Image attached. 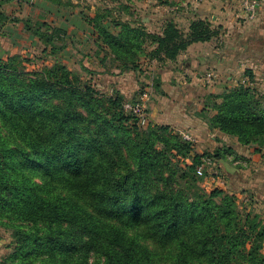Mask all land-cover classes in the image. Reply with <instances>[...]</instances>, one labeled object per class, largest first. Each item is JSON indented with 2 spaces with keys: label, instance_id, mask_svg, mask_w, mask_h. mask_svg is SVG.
Masks as SVG:
<instances>
[{
  "label": "trees",
  "instance_id": "obj_1",
  "mask_svg": "<svg viewBox=\"0 0 264 264\" xmlns=\"http://www.w3.org/2000/svg\"><path fill=\"white\" fill-rule=\"evenodd\" d=\"M108 11L81 14L106 73V64L140 72L143 57L173 63L220 34L208 20L183 32L166 19L151 31L126 4L115 17ZM10 22L53 57L67 47L66 31L45 20L0 10V29ZM25 60L0 59V228L12 245L0 264H264L260 214L242 211L228 190L199 185L203 159L232 156L230 147L193 153L169 126L140 128L122 95L100 93L56 61L28 72ZM246 76L249 84L207 95L197 114L210 130L264 154V95Z\"/></svg>",
  "mask_w": 264,
  "mask_h": 264
},
{
  "label": "crops",
  "instance_id": "obj_2",
  "mask_svg": "<svg viewBox=\"0 0 264 264\" xmlns=\"http://www.w3.org/2000/svg\"><path fill=\"white\" fill-rule=\"evenodd\" d=\"M257 2L252 18L243 8V0L145 2L142 8H148L146 12L154 17H141L149 30H159L166 19H172L183 32L196 19L208 20L213 28L220 29L218 37L191 44L174 63L162 66L159 72L162 88L166 90L168 84L171 92L162 96L160 104H149V122L169 126L179 136L189 134L202 147L216 136L223 142L230 138L218 130H210L197 113L207 95L232 86L247 71L253 77L252 83L264 95V0ZM136 10L140 9H133ZM134 14L138 17L137 12ZM176 92L183 99L179 101ZM229 142L233 155L227 156L228 164L224 165L227 180L223 183L227 189H223L241 197L246 211L260 214L264 221V154L238 144L234 138Z\"/></svg>",
  "mask_w": 264,
  "mask_h": 264
},
{
  "label": "rangeland",
  "instance_id": "obj_3",
  "mask_svg": "<svg viewBox=\"0 0 264 264\" xmlns=\"http://www.w3.org/2000/svg\"><path fill=\"white\" fill-rule=\"evenodd\" d=\"M62 1L64 2L65 0ZM145 2L147 0H82L79 2L73 1V6L57 7L56 4L48 0H0V10L12 18L45 20L53 27L62 28L67 33L64 37L67 47L53 57L48 50H44V45L37 38L27 30H24L22 23H6L0 29V59H6L14 54L19 55L22 59H26L23 64L28 72L40 71L44 66H50L55 61L61 63L100 93L107 96L122 95L123 103L138 105L142 115L145 117L143 119L144 123L139 125V127L144 129L148 125L153 124L149 122L148 118L151 110L149 104L155 102L160 104L163 100L162 96L171 92L169 91L171 87L168 84L166 85V90L162 88L159 72L163 70V67L155 61H149L143 57L140 60V72L127 71L120 73L118 69L116 70L109 64H106V69H110V73L104 72L105 69L99 62V57L103 54L98 56L96 34L82 20L81 14L92 16L96 11L109 10L111 17H115L122 5L126 4L132 10L134 8L140 9L134 12H137L138 17L141 18L149 15L146 12L148 8H142L145 6ZM121 13L124 12L121 11ZM149 16L154 18L153 15ZM126 19L127 17L123 16V20ZM148 49L150 48L148 47ZM169 78H167V82ZM157 80L159 81L158 92L154 89V81ZM239 82L249 84V77H239L233 85ZM208 84L210 85V82ZM253 85L251 84V86ZM159 91L162 93L160 94ZM176 94L179 101L183 99L180 93L176 92ZM123 110L125 111L124 106ZM125 112L128 113L127 111ZM213 138L212 141H206V145L203 147L201 146L202 143H199V145H196V142L193 145L190 144L193 147V153L202 154L207 152L215 154L216 150L219 149L222 152L223 147L231 145V142H229L230 138L225 142L218 136ZM227 164L228 160L225 156L223 159L218 160L203 159L202 165L197 168V170H201V174L196 173L197 176L202 177L199 182L200 187L206 192H210L215 187L227 189L225 183H223V181L227 180L225 173ZM228 189L230 190V188ZM237 200L240 204L241 197L237 196ZM240 209L246 211L243 204L240 205ZM10 243L9 231L0 228V259L7 257L9 252H11L12 245ZM90 259L91 261L95 260L94 256Z\"/></svg>",
  "mask_w": 264,
  "mask_h": 264
},
{
  "label": "built area",
  "instance_id": "obj_4",
  "mask_svg": "<svg viewBox=\"0 0 264 264\" xmlns=\"http://www.w3.org/2000/svg\"><path fill=\"white\" fill-rule=\"evenodd\" d=\"M258 0H243V8L248 13L249 17L252 18L257 11L258 8ZM125 111L133 113L138 118V124L141 125L144 123V116L141 113V109L138 105L132 103H124L123 104ZM181 138L190 143L191 145L194 144V138L189 134H183ZM198 174H201V170H197Z\"/></svg>",
  "mask_w": 264,
  "mask_h": 264
}]
</instances>
